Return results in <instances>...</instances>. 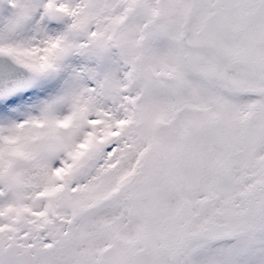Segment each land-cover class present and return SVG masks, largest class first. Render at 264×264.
Returning <instances> with one entry per match:
<instances>
[{"label": "snow or ice", "instance_id": "snow-or-ice-1", "mask_svg": "<svg viewBox=\"0 0 264 264\" xmlns=\"http://www.w3.org/2000/svg\"><path fill=\"white\" fill-rule=\"evenodd\" d=\"M0 264H264V0H0Z\"/></svg>", "mask_w": 264, "mask_h": 264}]
</instances>
